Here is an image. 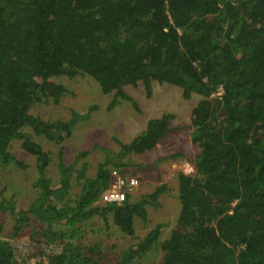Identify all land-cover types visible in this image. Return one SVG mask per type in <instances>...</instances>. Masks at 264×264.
Returning <instances> with one entry per match:
<instances>
[{"label":"trees","instance_id":"16d2710c","mask_svg":"<svg viewBox=\"0 0 264 264\" xmlns=\"http://www.w3.org/2000/svg\"><path fill=\"white\" fill-rule=\"evenodd\" d=\"M84 76L102 94L113 93L107 110L122 100L138 109L124 91L138 83L147 97L153 82L180 88L185 100L201 97L190 114L191 143L199 148L195 174L177 173L180 212L160 243V264H264V0H0V170L23 166L10 152L18 140L40 175L36 201L17 210L0 192V211L15 216L14 237L34 216L47 226L41 234L47 244L63 243L58 255L40 252L30 264H103L92 260L90 248L70 242L81 233L77 226L111 216L120 233L134 237L135 219L145 222V205H156L166 189L136 203L127 196L121 205L95 204L108 187L109 160L94 179L78 171L83 182L75 199L68 196L72 166L60 159L58 183L45 178L50 155L33 135L61 144L84 116L45 122L29 110L67 93L56 78ZM173 119L165 113L148 120L129 143L117 142L118 157L152 150ZM163 227L157 224L116 264L138 259ZM0 264H17L2 239Z\"/></svg>","mask_w":264,"mask_h":264},{"label":"rangeland","instance_id":"374dc122","mask_svg":"<svg viewBox=\"0 0 264 264\" xmlns=\"http://www.w3.org/2000/svg\"><path fill=\"white\" fill-rule=\"evenodd\" d=\"M55 81L67 89L57 104L36 102L30 108L29 114L45 122L60 120L68 122L72 114L84 116L72 128L71 136L61 144L48 141L43 137L33 135V139L49 153L50 163L45 171V178L51 184L59 181L58 164L61 159L65 166H72L69 198L75 199L81 192L83 180L77 179L79 170H84L87 179L96 177L98 165L109 160L111 164L106 170L119 167L125 175L135 176L139 180L138 188L129 195L128 202L136 203L146 199L157 187L165 185V191L157 198L156 205H145L147 220L135 219V235L128 237L120 233L112 223L111 216L106 219L94 217L77 227L81 233L72 239V244H80L85 249H91L89 256L93 261L103 264H116L126 251L139 244L157 224L164 225L156 243L146 252L128 264H160L164 252L160 243L166 239L174 228L180 212L177 198V173L195 174V157L199 153L197 145L191 143L190 114L201 97L192 95L188 100L182 98V90L169 84L152 83V95L147 97L141 83L136 87L126 86L124 91L137 103L138 109L125 100L120 101L113 109L107 110L113 93L102 94L98 84L89 77L56 78ZM95 107V108H93ZM172 114L174 119L169 122L171 131L150 151L143 154H130L119 158L117 142L129 143L144 131L148 120L158 118L163 114ZM25 132L32 134L31 129ZM10 152L23 166H9L0 170L1 197L14 209H27L40 196L36 182L40 178L36 170L35 156L21 148V142L13 140ZM117 169V168H116ZM78 184H77V183ZM98 205H104L95 203ZM15 216L10 209L0 211V239L9 244L28 242L32 250L29 252L31 261L38 257L44 241L42 231L45 224L37 223L30 216L27 225L18 231L14 237ZM54 231L69 233L68 226H53ZM63 244V243H62ZM57 241L55 245H61ZM48 245V244H47ZM63 247V246H62Z\"/></svg>","mask_w":264,"mask_h":264},{"label":"built area","instance_id":"2783aa9c","mask_svg":"<svg viewBox=\"0 0 264 264\" xmlns=\"http://www.w3.org/2000/svg\"><path fill=\"white\" fill-rule=\"evenodd\" d=\"M218 96L221 92L217 93ZM139 186V180L135 176H128L119 169L109 171L107 189L101 193L98 199L100 204L121 205L127 200V196L133 193ZM11 245L13 257L17 264H30L29 252L32 250L28 242H14ZM63 250L61 245H42L40 252L44 258L58 255Z\"/></svg>","mask_w":264,"mask_h":264}]
</instances>
